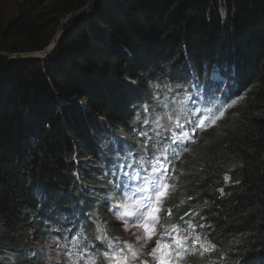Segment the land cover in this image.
I'll return each instance as SVG.
<instances>
[{"label":"trees","instance_id":"1","mask_svg":"<svg viewBox=\"0 0 264 264\" xmlns=\"http://www.w3.org/2000/svg\"><path fill=\"white\" fill-rule=\"evenodd\" d=\"M15 3L7 25L0 17V264H40L37 245L70 224L64 207L85 202L86 223L111 229L104 136H130L132 108L168 69L199 80L213 64L240 99L177 162L167 205L216 245L181 264H264V0ZM78 10L46 59L11 57L50 48L57 21Z\"/></svg>","mask_w":264,"mask_h":264},{"label":"snow or ice","instance_id":"2","mask_svg":"<svg viewBox=\"0 0 264 264\" xmlns=\"http://www.w3.org/2000/svg\"><path fill=\"white\" fill-rule=\"evenodd\" d=\"M159 88V85H156ZM169 91L171 88L169 87ZM189 99H181L178 102V109H172L171 113L163 112L161 115H157L154 120L148 118L143 120V124L148 126L153 124L152 132L153 136H149L147 130L140 131V137H145L144 144L141 145L144 148L149 141L152 142L153 148L160 152L157 156L155 153L148 155L147 151L144 154L132 153L133 164L128 165L127 159L124 158L123 162L114 161V179L116 180V187L118 190L127 189L131 194V198L135 201L130 207L125 205L123 208L120 206H114L113 211L118 216H121L125 223L124 227L127 228L132 222H135L136 226L143 229V235L136 233L135 239L140 242L143 241L147 243L152 239L155 234V229L159 221L158 213L161 211V205L163 200L167 197L171 185L166 181L168 180L169 167L172 160L179 159L181 151H187L185 146V141H192V133H194L198 128H202L206 125L207 120L210 117H203V111L211 112V109H201L197 106L194 99L191 100L192 107L189 108ZM240 99V98H238ZM237 100H233L232 104L235 105ZM163 107V106H161ZM151 110L147 105L144 107V113L150 114ZM198 123L192 125L191 131L188 130L187 125L191 124L190 116H197ZM224 112L221 111L216 119L223 118ZM168 121H172L170 124H163L161 121L164 118ZM175 117V120H173ZM216 119L211 120V124L215 125ZM136 120H140V115L138 114ZM138 127V125H137ZM167 133V135H166ZM167 144V148H161L162 145ZM131 153V149L128 150ZM162 157V158H161ZM117 161H120V156H117ZM139 168L136 169V166ZM132 167L136 170L131 173L127 170ZM174 173V167L171 168ZM230 177L228 175L224 176L225 183H228ZM239 183V181H237ZM147 193V194H146ZM119 194V193H118ZM152 194H155L153 197ZM221 196L224 195V190L220 189ZM141 197L139 200H135V197ZM191 199V197H189ZM171 210H169V215ZM188 213H185L187 216ZM195 215V213L193 214ZM183 219V217L181 218ZM201 220L204 217L201 216ZM197 225L193 224L191 221L187 222V229H181L178 225L173 224L171 230H166L160 239L156 240L155 247L148 253H145L153 264H179V261L186 258L189 253V240H191V251L195 252V249L199 247L203 252H210L215 250L216 245L211 243L206 238H202L201 235L195 234L194 231ZM200 228H204V224L199 225ZM208 227H211L210 225ZM97 235L95 240L103 246L104 241L107 240L106 250L103 252L104 258L108 261V264H130L133 259H138L140 253L133 251L132 245L125 243L123 247H117L113 242L107 237L106 230L103 226L96 225ZM210 235V233H209ZM87 241V245L85 244ZM60 251L57 253L55 258L58 264H64L60 260V253L63 252L64 255L68 256L70 264H96V260L90 254V248L88 246L95 247L93 242L88 239L87 235L80 231L76 236L71 237L70 242L68 240L65 243H60L59 241H53ZM130 254V255H129ZM224 258L222 254L221 259ZM49 259H52L49 257ZM141 264H149V260H144Z\"/></svg>","mask_w":264,"mask_h":264},{"label":"rangeland","instance_id":"3","mask_svg":"<svg viewBox=\"0 0 264 264\" xmlns=\"http://www.w3.org/2000/svg\"><path fill=\"white\" fill-rule=\"evenodd\" d=\"M15 1L16 0H0V17L2 19L1 22H2L3 26L7 25L9 23L8 21L14 15H16V13L18 12ZM71 2L73 3V0H71ZM92 4H93V0H88V4L85 6L86 8H82V10H84L83 12H85L86 10L87 11L92 10V7H93ZM81 11L78 10V11L69 12V13L64 14L57 21V24L54 26V31H53V34H52V36L50 38V41L52 39H55L57 37V35L59 37L61 35V33L64 31L63 28L68 23V21L70 19L73 20L74 17L77 14L79 15ZM57 38L55 39V41L57 40ZM54 42H51V43L53 44ZM52 44L50 45V48H48V49H47V47H48L47 46V47L43 48V50L37 51V55L44 56V58L42 60L46 59L47 56L50 55L51 52L55 49V48L51 49V47L53 46ZM18 54H22V53H14L12 55H18ZM168 72H169L168 74H163L164 76L157 77V81L158 82H155L152 85V86L159 85V86L165 88L163 92L158 90L156 92V94L152 97L150 105H149V109L151 110L152 113H156L157 111L165 109L164 107L167 106L169 104V102H170V100L163 101L162 98L159 99V96L160 95L162 96L166 91H168L169 87L171 88V91L173 90V86L171 85V83H169V81H166L165 78H168V77L169 78H176V75L171 74L169 69H168ZM188 87H189L188 83H184V82H180L177 85V87H174V97H173V100H172V105H173L172 108H178V102L181 99H185L186 90L188 89ZM153 103H156V107L157 108H151L152 107L151 104H153ZM223 103L226 104L227 101H223ZM161 106H163V107H161ZM142 112H144V105H142L141 108H138L137 114H136V116H137L140 113L139 115H140V121L141 122H143V117H144V114ZM156 116L157 115L151 117L150 120H154ZM137 125H138V127H137ZM131 128L132 127H129V129H131ZM205 128H206V125L204 126V129ZM138 130L144 131L143 129H141V125L137 123V124H135V126H133L132 131H129V134H131L129 137H127V136H125V135H123L122 133H119V132H113V131L107 132L106 135L103 138V141H102L100 157L106 159L114 167L113 162L114 161L123 162L124 158L128 156L127 154H129V151H128L129 149H131V154L132 153H137V152L144 153L145 151H147V153H148L149 151L155 150L153 148V146H152V142L151 141H149L148 144L144 148L141 147V145L144 144V141H145L146 138L145 137L144 138L140 137V135L138 133ZM209 131H212V130L210 128H208L207 132H209ZM153 135H154V133L151 131L149 133V136H153ZM217 138H218V135H217ZM114 139H116L117 143L114 141ZM129 139H131V140H129ZM104 145H105V147H104ZM118 146H120V147H118ZM125 146H126V148H124ZM146 149H148V150H146ZM104 153H105L106 156L104 155ZM117 154L120 156V161H117V156H118ZM128 161H131V159L128 158L127 162ZM127 170L130 173L132 172V170H130L129 168ZM114 173L115 172L113 170V174ZM173 176H175L174 173L172 174L171 180L169 182H168V180L166 181L172 187L169 190L167 197L163 200V203L161 205V211L158 213L159 221H158V224H157L156 229H155V234L152 236V239L150 241H148L147 243H144L143 241L138 242L135 239V235H134V234L138 233L137 230L135 228L130 227V226L126 230L125 227H124V224L123 223H118L117 221H116L117 225L114 228L109 229V233L110 234H115L116 233L115 236L110 235V234H109V236H107L113 243H114V240H115L116 244H119L120 247H123L125 245V243L131 244L133 251L141 254V255H139L138 259L131 260L130 264H141L142 261L149 259L144 254L150 252L152 250V248L155 247L156 240L158 239V235L160 234V232L162 230V225L169 224L170 226H172L173 224H177V225H179V227L181 229H184V230L187 229V224H185V223L178 224L179 223L178 221H180V218L176 219L175 216L172 213L169 215V210H170L171 207L168 206L167 204L169 203L168 201L171 199L172 194L177 189V187L174 186L175 184L173 182V179H174ZM108 190H110V188ZM111 194H114V192L111 193ZM183 202L180 205H183ZM175 204H176V208H174V209H178L179 202L176 201ZM108 218L111 219V216L108 215ZM74 219H75L74 221L76 222V232L78 234L80 231H83L82 230V222L77 219L76 215L74 216ZM112 220H114V219H112ZM182 225H183V228H182ZM200 231L197 232V227H196V229L194 231V235L195 234L201 235ZM61 233H62L61 236H62V239H63V243H65L66 240H68L70 242L71 237L70 238H66V231L64 229L61 230ZM107 234H108V230L106 232V235ZM140 234L143 235V230H142V233H140ZM76 235H74V236H76ZM44 242L45 243L47 242L48 244L49 243L50 244H54L53 240H51V238H49V237H48V240H45ZM104 242L107 243V240L104 241ZM188 244H189V249H191L192 248L191 240H189ZM42 246H43V244H38L36 250L42 249V253L41 254L46 252V257H39V256L37 257L36 256V257H34V262L40 263V264H51L49 262V260H50L49 257L56 258L58 252H53V250H51L48 245H47V247H44V248Z\"/></svg>","mask_w":264,"mask_h":264},{"label":"water","instance_id":"4","mask_svg":"<svg viewBox=\"0 0 264 264\" xmlns=\"http://www.w3.org/2000/svg\"><path fill=\"white\" fill-rule=\"evenodd\" d=\"M66 30V28L64 29ZM63 33V32H62ZM61 33V35H62ZM61 35L57 38V40L52 44L53 46L51 47L52 48H56L57 44H58V41H59V38L61 37ZM47 47V46H46ZM12 58H15V57H20V58H34L36 60H42L44 58V56H39L37 55V51H33V52H29V53H22V54H18V55H12L11 56Z\"/></svg>","mask_w":264,"mask_h":264},{"label":"bare ground","instance_id":"5","mask_svg":"<svg viewBox=\"0 0 264 264\" xmlns=\"http://www.w3.org/2000/svg\"><path fill=\"white\" fill-rule=\"evenodd\" d=\"M192 73V72H191ZM194 73V72H193ZM223 94H226V92H222ZM166 104V103H165ZM165 108V107H164ZM172 109H174V108H172ZM172 109H171V111H172ZM178 109V108H177ZM162 123H164V121L162 120L161 121ZM142 123V122H141ZM154 127V125L153 124H150V125H148V126H145L144 124H142L141 125V129H143L144 131L145 130H147L148 131V133H150L151 131H152V128ZM133 128V127H132ZM132 128L131 129H129L130 131H132ZM135 128V127H134ZM140 131L141 130H138V133H140ZM127 135V134H126ZM116 136V135H115ZM117 137V136H116ZM142 138H144V137H142ZM122 139V138H121ZM112 140V139H111ZM129 140H131V139H129ZM114 141L116 142V139H114ZM107 143V142H106ZM117 143V142H116ZM129 143V142H128ZM127 143V144H128ZM124 144V143H123ZM120 145V144H119ZM126 145V144H125ZM111 146V145H110ZM194 146V145H193ZM104 147H105V145H104ZM118 147H120V146H118ZM123 148V147H122ZM124 148H126V146L124 147ZM109 150V149H108ZM146 150H148V149H146ZM105 151V150H104ZM116 151V150H115ZM110 152V151H109ZM103 153V152H102ZM111 153V152H110ZM121 154V153H120ZM104 155H105V153H104ZM118 155V154H117ZM106 156V155H105ZM111 162V161H110ZM109 184V183H108ZM182 228H183V225H182ZM115 246L117 245V244H114ZM191 250V249H190Z\"/></svg>","mask_w":264,"mask_h":264}]
</instances>
